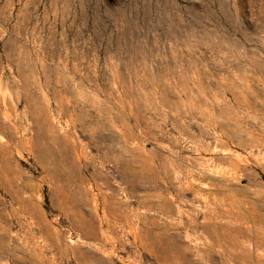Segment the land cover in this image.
<instances>
[{"label":"rangeland","instance_id":"obj_1","mask_svg":"<svg viewBox=\"0 0 264 264\" xmlns=\"http://www.w3.org/2000/svg\"><path fill=\"white\" fill-rule=\"evenodd\" d=\"M0 122V264H264V0H0Z\"/></svg>","mask_w":264,"mask_h":264},{"label":"bare ground","instance_id":"obj_2","mask_svg":"<svg viewBox=\"0 0 264 264\" xmlns=\"http://www.w3.org/2000/svg\"><path fill=\"white\" fill-rule=\"evenodd\" d=\"M8 113V112H7ZM9 114V113H8ZM5 119L7 120V119H9V117H5ZM209 124V123H208ZM8 125V124H7ZM7 125H5V124H3V123H1L0 122V133H7V131H8V126ZM221 130V129H220ZM224 130V129H223ZM221 132V131H220ZM223 132V131H222ZM221 132V133H222ZM9 135H11V133H9ZM79 148V147H78ZM80 149H81V147H80ZM83 156H84V151H83V149L82 150H80L79 152H77V158L79 159V160H81L82 158H83ZM1 167V166H0ZM125 170H124V175L125 176H129V174L131 173V172H134L135 173V169H130V168H126V166H125V168H124ZM157 176V175H156ZM125 178V177H124ZM159 241V240H158ZM155 242V241H154ZM156 244V243H155Z\"/></svg>","mask_w":264,"mask_h":264}]
</instances>
